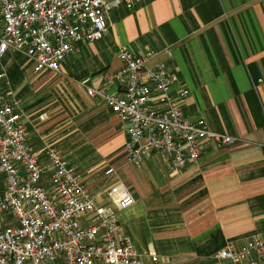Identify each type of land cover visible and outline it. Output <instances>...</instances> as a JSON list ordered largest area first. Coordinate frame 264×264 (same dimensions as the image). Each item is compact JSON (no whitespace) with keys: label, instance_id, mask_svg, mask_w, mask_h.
Instances as JSON below:
<instances>
[{"label":"crops","instance_id":"0c3cea01","mask_svg":"<svg viewBox=\"0 0 264 264\" xmlns=\"http://www.w3.org/2000/svg\"><path fill=\"white\" fill-rule=\"evenodd\" d=\"M117 1L107 0L103 39L77 43L59 74L36 73L15 50L2 54V99L21 111L45 190L54 195L46 156L52 146L76 168L97 205L113 208L118 235L132 242L143 264H229L216 257L227 243L240 247L264 234V0H142L131 9ZM2 29L0 22V37ZM122 49L136 56L155 50L147 66L166 64L177 74L171 95L183 116L202 118L238 142H205L200 160L177 174L171 156L160 152L141 167L129 164L121 120L84 87L121 95L122 85L108 81L122 69ZM118 181L135 198L125 210L108 196Z\"/></svg>","mask_w":264,"mask_h":264},{"label":"built area","instance_id":"2783aa9c","mask_svg":"<svg viewBox=\"0 0 264 264\" xmlns=\"http://www.w3.org/2000/svg\"><path fill=\"white\" fill-rule=\"evenodd\" d=\"M141 2L117 1L128 9ZM0 5V56L15 50L35 64L36 73L57 74L77 43L103 39L111 9L107 0H0ZM156 55L155 50L140 56L121 50L122 69L108 81L122 85L121 95L83 85L90 98L104 100L121 120L128 135L129 164L141 167L148 155L160 152L171 156L177 174L200 160L205 142L233 146L238 140L211 130L202 118L183 116L171 95L180 82L177 74L166 64L147 66ZM4 80L0 72V264H143L132 242L118 235L113 208L97 205L76 168L52 146L46 156L54 195L45 190L44 167L27 142L21 111L16 102L2 99ZM188 93L180 91L182 97ZM105 174L113 177L114 168ZM108 196L120 210L135 204L122 181L110 186ZM216 257L229 264H264V234L240 247L229 242Z\"/></svg>","mask_w":264,"mask_h":264}]
</instances>
